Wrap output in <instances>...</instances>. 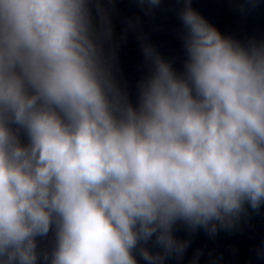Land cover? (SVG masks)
<instances>
[{
    "label": "clouds",
    "instance_id": "clouds-1",
    "mask_svg": "<svg viewBox=\"0 0 264 264\" xmlns=\"http://www.w3.org/2000/svg\"><path fill=\"white\" fill-rule=\"evenodd\" d=\"M177 2L182 65L138 36L133 99L103 0H0V264H163L178 224L214 235L264 204V42Z\"/></svg>",
    "mask_w": 264,
    "mask_h": 264
},
{
    "label": "water",
    "instance_id": "water-1",
    "mask_svg": "<svg viewBox=\"0 0 264 264\" xmlns=\"http://www.w3.org/2000/svg\"><path fill=\"white\" fill-rule=\"evenodd\" d=\"M243 0H192V6L218 30L241 42H264V0L256 6H245ZM111 19L112 40L107 44L116 55L114 73L126 84L133 99L137 82L148 74L144 64L138 36H144L166 59L174 61L179 69L184 54L180 40L182 25L177 12V0H162L161 6L148 14L138 7L136 0H103ZM129 22L135 27L130 28ZM246 210L231 228L218 227L214 235L203 228L189 230L182 224L174 229L176 239L187 242L182 255H170L163 264H264V204ZM41 250H50L51 235L38 238ZM148 247L160 251L150 241ZM139 259V258H138ZM140 264H144L140 261Z\"/></svg>",
    "mask_w": 264,
    "mask_h": 264
}]
</instances>
